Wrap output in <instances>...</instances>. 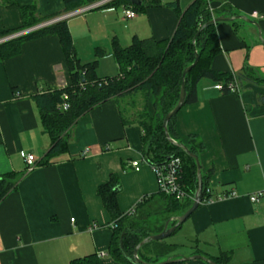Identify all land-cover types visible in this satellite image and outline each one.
<instances>
[{"label": "crops", "instance_id": "1", "mask_svg": "<svg viewBox=\"0 0 264 264\" xmlns=\"http://www.w3.org/2000/svg\"><path fill=\"white\" fill-rule=\"evenodd\" d=\"M138 1L139 5L130 1L137 7L130 19L123 17L125 6L120 5L66 20L76 57L81 63L96 60L99 78L118 73L113 41L126 48L133 37L169 39L178 23L177 12L193 0ZM152 1L158 6L150 5ZM19 3H33L38 17L64 10L61 0ZM208 4L233 13L230 17L256 21L264 39V0H208ZM20 25L18 10L0 2V32ZM214 29L220 46L211 64L214 71L237 75L248 69L257 78L264 76V47L254 25L237 20L218 22ZM96 48L103 50L99 58L94 55ZM69 84L54 35L24 42L18 54L0 57V175L22 176L17 188L0 202V264H70L90 254L98 257L99 264H121L107 254L112 221L96 195L97 187L112 174L120 184L119 211L128 214L134 209L129 219L149 223L155 230L183 213L168 216L150 168L141 163L136 171L130 165L142 158L139 115L144 106L149 116L154 113L152 99L144 105L139 93L90 110L68 131L66 152L46 165L38 164L49 149L50 137L43 132L32 97ZM214 85L208 79L198 81L196 101L184 105L175 119L182 142L193 135L203 145L197 158L202 176L212 170L207 180L211 202L202 201L172 233L174 240L164 242L178 248L169 258L201 255L221 261L226 255L224 264H264V195L257 202L249 200L264 192V102L259 100L264 87L247 81L239 94H222ZM84 150L87 153L82 155ZM27 153L36 158L30 172L25 170ZM230 191L235 192L233 197L218 200ZM92 225L97 228L90 231ZM175 264L208 263L194 259Z\"/></svg>", "mask_w": 264, "mask_h": 264}, {"label": "trees", "instance_id": "2", "mask_svg": "<svg viewBox=\"0 0 264 264\" xmlns=\"http://www.w3.org/2000/svg\"><path fill=\"white\" fill-rule=\"evenodd\" d=\"M19 1L0 0L4 6L17 9L21 18V25L15 29L1 31L0 39L58 16V14H54L38 17L33 3L22 5ZM61 1L64 6L63 13H66L99 0ZM149 4L158 6L159 3L152 1ZM120 5L137 10L136 5H133L130 0H112L103 7ZM168 6L175 8L173 4H168ZM177 14L178 23L169 39L156 41L153 38L138 39L133 37L131 44L126 48H121L113 41L112 55L118 65V73L111 77L99 78L96 75V60L87 63H81L78 60L66 21L0 43V57L2 59L18 54L22 43L46 35L56 36L63 52L70 76V84L64 88L35 94L32 97L39 110L43 132L50 137L49 149L38 163L39 165H46L54 157L66 152L68 131L83 115L108 100L117 101L139 93L143 98L144 105L148 98L152 99L154 109L153 115L149 116L144 106L139 115L138 125L142 131L141 156L151 165L161 164L171 157L180 158L181 175L179 183L188 197L179 200L159 192L158 196L166 202L165 212L168 216L175 212L184 213V210L189 208L196 186L195 162L185 155L180 148L168 142L162 128L163 117L177 102L183 69L194 61L195 50L199 58L184 79L186 90L184 105L196 101V84L201 79H208L215 84H221L222 92L220 93L222 94H232L227 89L229 83L235 81L240 93L242 84L247 81L264 87V76L257 78L254 72L248 69L233 75L217 72L211 68L214 57L220 53L214 25H208L202 29L193 43L194 35L205 23L219 16L230 17L234 15L233 13H226L222 9H213L210 12L208 0H193L184 11H178ZM102 53V49L96 48L94 55L99 58ZM259 100L264 102V94L259 95ZM63 104L67 105L65 109L62 108ZM175 119L176 115L167 124L170 138L184 144L191 153L198 157L203 150L201 141L191 135L185 142H182L175 131ZM122 123L126 125L125 120H122ZM211 173L212 170L210 169L206 176H202V201L210 197L205 196V188L208 186L207 180ZM21 177L20 174L13 172L0 175V202L17 188ZM119 190L120 184L115 174L110 175L109 180L96 189V195L100 198L112 221V236L107 254L118 263L133 264L128 258L132 257L134 247L144 238L159 233L162 226L152 230L148 224L129 219L131 213L122 214L118 209L116 200ZM175 223L176 221H172L171 225H175ZM174 248V245H168L164 240L155 241L142 246L138 251V257L147 263H158L169 258ZM226 259L227 256L222 255V262L217 261V259L214 262L224 264L223 261ZM70 264H99V261L95 254H90L83 258L74 259Z\"/></svg>", "mask_w": 264, "mask_h": 264}, {"label": "built area", "instance_id": "3", "mask_svg": "<svg viewBox=\"0 0 264 264\" xmlns=\"http://www.w3.org/2000/svg\"><path fill=\"white\" fill-rule=\"evenodd\" d=\"M112 0H99L96 1L94 3H91L87 6H84L82 8H78L76 10L70 11V12H66L63 14H60L58 16L52 17L46 21H43L31 28L25 29L23 31H20L18 33H14L11 35H8L4 38L0 39V43H3L5 41L17 38L23 34L29 33L31 31H35L47 26H50L52 24L61 22V21H66L69 18H73L76 17L78 15H81L87 11H91L94 9H98L103 7L105 4H107L108 2H110ZM210 12L213 11L212 8L209 7ZM123 17L125 19H130L135 17V11H133L132 9H126L124 8L122 11ZM252 16L254 18H258L257 15L255 13L252 14ZM214 88L217 89L219 92H222V85L219 83H216L214 85ZM227 89L229 90L230 93L234 94H239V90H238V86L237 83L235 81L231 82L228 84ZM67 107L66 104L62 105V108L65 109ZM87 153V150H84L82 152V155H85ZM24 162L26 165V172H30L32 171L35 167H36V158L33 154L31 153H27L24 155ZM146 164L151 172L153 173L154 177H155V181H156V185L158 188V192L165 195V196H170L176 199H183V198H187V194L186 192L182 189L180 183H179V179H180V175H181V160L178 157H171L169 158L167 161L161 163V164H148L143 158H141L140 161H132L130 163L131 167L134 170H138L140 168V166L142 164ZM210 196L207 197L203 200V202H211V196H212V191L211 188L209 186H207L205 188V196ZM235 195L234 191H230L228 193L223 194L222 196L218 197L219 199H226V198H230L233 197ZM264 195V192H257L251 196H249V200L251 202H257L258 199ZM133 208L130 210V213L133 212ZM73 221V220H71ZM97 227L95 225L90 226V231L91 230H95Z\"/></svg>", "mask_w": 264, "mask_h": 264}, {"label": "water", "instance_id": "4", "mask_svg": "<svg viewBox=\"0 0 264 264\" xmlns=\"http://www.w3.org/2000/svg\"><path fill=\"white\" fill-rule=\"evenodd\" d=\"M132 3L139 5L140 1L138 0H130ZM237 20H243L249 24H252L256 27L257 32H258V38L259 41L261 42L262 46L264 47V39L261 36V32H260V28L257 24L256 21H252L246 17L243 16H233V17H224V16H219V17H215L213 19H211L209 22L205 23L198 31L197 33L194 35L193 37V43L195 42V39L197 37V35L201 32L202 29L206 28L208 25H214L218 22H234ZM195 52V59L194 61L186 66L181 74V84H180V88H179V94H178V99L177 102L175 104V106L169 110L165 116L163 117L162 120V128H163V132L165 135V138L168 140V142L178 148H180L185 155H187L189 158L193 159L195 162V166H196V186H195V190L193 193V197H192V204L191 206L184 212L182 213L180 216L173 218V219H168L162 230L157 233V234H153L148 236L147 238H144L142 241H140L133 249L132 252V257L128 258L130 260L131 263L133 264H170V263H177V262H182V261H190V260H194V259H200L205 261L208 264H217L214 261L207 259L201 255H193L191 257H180L178 259L175 258H167L164 261L158 262V263H147L142 261L141 259H139L138 257V251L139 249L144 246L145 244L151 243V242H155V241H161L164 240L165 238L169 237L175 230L176 228L181 225L191 214L192 212L198 207V205L201 203L202 201V175H201V170H200V166H199V162H198V158L195 154L191 153L187 147L182 144V143H178L176 141H174L172 138H170L169 134H168V130H167V124L169 122V120L177 114V112L184 106L185 104V98H186V90H185V76L186 74L189 72V70L191 68H193L195 66V64L197 63V60L199 58L198 53ZM172 221H176L175 225H171Z\"/></svg>", "mask_w": 264, "mask_h": 264}, {"label": "rangeland", "instance_id": "5", "mask_svg": "<svg viewBox=\"0 0 264 264\" xmlns=\"http://www.w3.org/2000/svg\"><path fill=\"white\" fill-rule=\"evenodd\" d=\"M148 224H149V223H148ZM173 237H175V234H172L171 236H169V237L165 238V239H164V241H166L167 243H169V242H171V241H173V240H174V238H173ZM177 250H178V248H177V247H175L173 252H176Z\"/></svg>", "mask_w": 264, "mask_h": 264}]
</instances>
